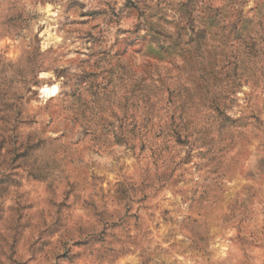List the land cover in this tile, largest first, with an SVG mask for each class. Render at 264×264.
<instances>
[{
  "label": "rangeland",
  "instance_id": "374dc122",
  "mask_svg": "<svg viewBox=\"0 0 264 264\" xmlns=\"http://www.w3.org/2000/svg\"><path fill=\"white\" fill-rule=\"evenodd\" d=\"M0 264H264V0H0Z\"/></svg>",
  "mask_w": 264,
  "mask_h": 264
},
{
  "label": "bare ground",
  "instance_id": "6f19581e",
  "mask_svg": "<svg viewBox=\"0 0 264 264\" xmlns=\"http://www.w3.org/2000/svg\"><path fill=\"white\" fill-rule=\"evenodd\" d=\"M41 91H42V96L44 99L55 96V95H57V93L59 91V83L58 82H53V83L44 82L41 85Z\"/></svg>",
  "mask_w": 264,
  "mask_h": 264
},
{
  "label": "water",
  "instance_id": "95a60500",
  "mask_svg": "<svg viewBox=\"0 0 264 264\" xmlns=\"http://www.w3.org/2000/svg\"><path fill=\"white\" fill-rule=\"evenodd\" d=\"M38 94H39V95H41V94H42V91H41V89H40V88L38 89Z\"/></svg>",
  "mask_w": 264,
  "mask_h": 264
}]
</instances>
